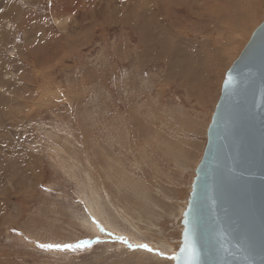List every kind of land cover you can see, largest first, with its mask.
<instances>
[{"label":"rangeland","instance_id":"obj_1","mask_svg":"<svg viewBox=\"0 0 264 264\" xmlns=\"http://www.w3.org/2000/svg\"><path fill=\"white\" fill-rule=\"evenodd\" d=\"M263 20L264 0H0V264H176L225 73Z\"/></svg>","mask_w":264,"mask_h":264},{"label":"water","instance_id":"obj_2","mask_svg":"<svg viewBox=\"0 0 264 264\" xmlns=\"http://www.w3.org/2000/svg\"><path fill=\"white\" fill-rule=\"evenodd\" d=\"M176 264H264V20L225 73Z\"/></svg>","mask_w":264,"mask_h":264},{"label":"snow or ice","instance_id":"obj_3","mask_svg":"<svg viewBox=\"0 0 264 264\" xmlns=\"http://www.w3.org/2000/svg\"><path fill=\"white\" fill-rule=\"evenodd\" d=\"M42 249H47V250H59V251H64V250H69V251H76V250H85L88 248L92 247V244L88 240H82L78 241L76 243H64V244H39L38 245ZM141 248H145L149 251L151 249H148L147 245H139Z\"/></svg>","mask_w":264,"mask_h":264},{"label":"crops","instance_id":"obj_4","mask_svg":"<svg viewBox=\"0 0 264 264\" xmlns=\"http://www.w3.org/2000/svg\"><path fill=\"white\" fill-rule=\"evenodd\" d=\"M2 123H3V125L4 124H6L5 123V120H3L2 121ZM3 130H6V129H3ZM1 135H3L2 137L3 138H7V141H6V143L7 144H4L5 143V141H3L2 142V144L4 145V146H6V147H8L6 150H2L3 152H9L10 151V148H9V146H7V145H11V144H13V142H14V136H13V133H12V131H9V129L8 130H6V132H4V134H3V131H0V136ZM16 157H18V155H16ZM16 157H15V154L14 153H11L10 154V156H8L6 159H9V160H13V159H16ZM3 158L2 157H0V160H2ZM37 159L35 158V160H34V170H36V172H34L33 174L34 175H37ZM10 168H8V170H9ZM1 177V176H0ZM2 182V179H0V183ZM0 191L2 192L3 190H2V188H0Z\"/></svg>","mask_w":264,"mask_h":264},{"label":"bare ground","instance_id":"obj_5","mask_svg":"<svg viewBox=\"0 0 264 264\" xmlns=\"http://www.w3.org/2000/svg\"><path fill=\"white\" fill-rule=\"evenodd\" d=\"M247 4H248V2H246ZM245 4V3H244ZM240 7V6H239ZM235 23H237V22H235ZM246 26H244V24L242 25V27H241V29H243V28H245ZM213 60H214V64H215V67H216V64H217V61H218V59L220 58L219 57V54H213ZM214 72V71H213Z\"/></svg>","mask_w":264,"mask_h":264}]
</instances>
